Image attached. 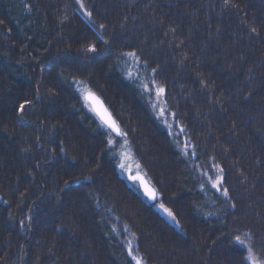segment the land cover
Masks as SVG:
<instances>
[{
	"label": "trees",
	"instance_id": "16d2710c",
	"mask_svg": "<svg viewBox=\"0 0 264 264\" xmlns=\"http://www.w3.org/2000/svg\"><path fill=\"white\" fill-rule=\"evenodd\" d=\"M115 218L144 264H264V0H0V264H135Z\"/></svg>",
	"mask_w": 264,
	"mask_h": 264
},
{
	"label": "rangeland",
	"instance_id": "374dc122",
	"mask_svg": "<svg viewBox=\"0 0 264 264\" xmlns=\"http://www.w3.org/2000/svg\"><path fill=\"white\" fill-rule=\"evenodd\" d=\"M162 99H163V94H161V91L159 90V88H157L153 84V100H154L153 105L156 107L157 115L160 121L162 122L164 127L171 130L175 134L179 135L180 140H181L180 145L183 144V147H181V149L184 152V155L186 156L189 155L191 159H194L195 158L194 157L195 155L194 144L189 139L188 137L189 135L186 133V129L178 125V119L175 116V114L169 111L168 108L165 107L164 101ZM120 137L123 139V140L120 139L119 144H118V150L120 153V159H119L120 163L119 164H120L121 174L125 175L126 173L128 174L131 171L139 173L140 171H142L141 166H140V163L136 160L134 152L131 151L130 149L131 145L127 144L126 140L124 139L125 137L124 135L123 136L120 135ZM114 143L116 144L115 141ZM221 177H222L221 174L220 175L215 174L214 176L210 177V181H211L210 183L213 187L214 185H217V182L219 181V184L216 187H214L218 193H221V188H220V183L222 182ZM114 221H115V224L117 225V230L119 232L116 234L121 241L123 240L127 243L129 254L131 255V258L134 259V263L136 264V261L139 260L141 264H144V262L140 259L139 256L136 257L134 255V251L132 250V248L135 249V245L137 243V239L134 236L135 235L134 230L130 228L128 224H125L124 221H121L118 218H115ZM251 263L261 264V263L255 262L253 258H252Z\"/></svg>",
	"mask_w": 264,
	"mask_h": 264
},
{
	"label": "water",
	"instance_id": "95a60500",
	"mask_svg": "<svg viewBox=\"0 0 264 264\" xmlns=\"http://www.w3.org/2000/svg\"><path fill=\"white\" fill-rule=\"evenodd\" d=\"M86 100L91 104L93 110L95 113L98 115L100 120L105 123V119L107 116H111V119L115 121L114 117L112 116L110 110L107 108L103 100L97 95V94H87L86 95ZM106 110V113H105ZM102 114L105 116V119H102ZM116 122V121H115ZM106 124V123H105ZM117 124V123H116ZM108 126V124H106ZM118 126V124H117ZM109 127V126H108ZM119 127V126H118ZM110 128V127H109ZM112 131H114L112 128H110ZM115 132V131H114ZM116 133V132H115ZM117 134V133H116ZM128 178L131 181H137L140 183V187L145 194L147 198H149L151 203H155L157 201V192L155 188L148 182V180L144 177L143 174L141 173H135L132 174L131 172L128 173ZM146 189L152 190L156 193L155 199H153L151 196H149L146 192Z\"/></svg>",
	"mask_w": 264,
	"mask_h": 264
},
{
	"label": "snow or ice",
	"instance_id": "6c2138e0",
	"mask_svg": "<svg viewBox=\"0 0 264 264\" xmlns=\"http://www.w3.org/2000/svg\"><path fill=\"white\" fill-rule=\"evenodd\" d=\"M230 2V0H225V4L227 5ZM253 31H255V29H253ZM94 50V49H91ZM130 55H134V54H130ZM160 91H163V89H161ZM25 108V105L22 104L20 105V110L23 111ZM106 113V110H105ZM102 119H105V116L102 114ZM105 123L108 124V126L110 128H112L118 135H123V133L121 132V130L119 129V127L117 126L116 122L114 120L111 119V116H107V118L105 119ZM219 184V181L217 182V185ZM217 185H214V187H216ZM146 192L149 196H151L153 199H155L156 197V193L152 190H148L146 189ZM227 189H224V195L227 196ZM161 207H163V205H161ZM165 211H168V214L171 216L172 213L171 211L165 209ZM174 218V217H173ZM237 240L239 241V238H237ZM240 243H243V241H239ZM136 264H141V262L139 260L136 261Z\"/></svg>",
	"mask_w": 264,
	"mask_h": 264
},
{
	"label": "bare ground",
	"instance_id": "6f19581e",
	"mask_svg": "<svg viewBox=\"0 0 264 264\" xmlns=\"http://www.w3.org/2000/svg\"><path fill=\"white\" fill-rule=\"evenodd\" d=\"M87 94H96V93H95V92H92V91H87V92L85 93V95H84V96H85V99H86V95H87ZM91 108H92V107H91ZM92 110H93V108H92ZM93 112L95 113L94 110H93ZM95 114H96V113H95ZM96 115H97V114H96ZM97 116H98V115H97ZM112 116H113V115H112ZM98 118H99V117H98ZM104 124H105V123H104ZM112 133H113L114 136H118V134H116L114 131H112ZM173 137H174L175 139H177V138L180 139V137H179L177 134L174 135ZM194 146H195V145H194ZM128 180L131 181L129 178H128ZM136 182H137V181H136ZM138 183H139V182H138ZM139 185H140V183H139ZM140 188H141V187H140ZM141 190H142V189H141ZM142 192H143V191H142ZM143 194H144V193H143ZM144 195H145V194H144ZM146 198H147V197H146ZM147 199L149 200V198H147ZM149 202H150V200H149ZM150 203H151V202H150ZM151 204H154V203H151Z\"/></svg>",
	"mask_w": 264,
	"mask_h": 264
}]
</instances>
